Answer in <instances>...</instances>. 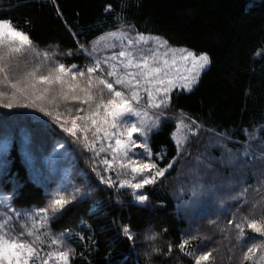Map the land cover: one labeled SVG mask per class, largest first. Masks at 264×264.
Wrapping results in <instances>:
<instances>
[{"label":"trees","instance_id":"1","mask_svg":"<svg viewBox=\"0 0 264 264\" xmlns=\"http://www.w3.org/2000/svg\"><path fill=\"white\" fill-rule=\"evenodd\" d=\"M0 18H10L27 30L36 49L49 53L46 60L29 56V63L25 62L28 66L24 65L39 63L44 71L55 62L86 70L89 58L79 51V46H90L99 37L117 31V27L125 29L126 25L143 35L167 39L172 46L209 55L211 64L192 90L172 93L166 111L169 117L150 133L153 159L160 167L169 162L174 165L156 185L146 186L152 208L138 207L131 189H110L100 184L91 172L93 153L73 143V138L47 117L29 109H18L16 114L0 109V122L10 123L16 135L9 157V176L0 178V197L9 198L0 205V216L5 206L11 209L9 214L14 219L16 212L30 214L45 206L48 195L43 185L47 184L50 192L71 171L72 182L77 185L91 177L93 191L68 214L48 224L52 233L75 249L70 264H112L116 259H122L123 264H190L189 258L175 247L182 236L188 235L189 227L188 219L178 210L176 189L182 163H174L178 157L173 161L175 117L182 114L205 133L226 137L234 149L245 144V130H255L264 140V132L260 131L264 129V0H0ZM69 51L72 55L67 54ZM17 62L21 64L22 57ZM67 107L74 111L76 102ZM61 110H65L63 104ZM21 133L32 134L37 167L44 163L53 143H66L62 150L65 155L40 182L31 179L36 169L27 161ZM3 140L0 130V146ZM158 152L163 154L162 159L155 156ZM252 169H247L248 175ZM104 175L122 179L111 171ZM25 220L28 225L32 222L31 216L25 215L14 225L16 231L21 230L19 225ZM124 224H130L136 234L134 248L121 232ZM154 233L158 235L151 239ZM220 241L224 238L217 239ZM169 243L173 244L170 255L153 252V248L166 252ZM193 244L200 247L202 239ZM218 247H224L223 243ZM222 253L225 263L211 264H229V247ZM241 260L242 257L236 264Z\"/></svg>","mask_w":264,"mask_h":264},{"label":"snow or ice","instance_id":"2","mask_svg":"<svg viewBox=\"0 0 264 264\" xmlns=\"http://www.w3.org/2000/svg\"><path fill=\"white\" fill-rule=\"evenodd\" d=\"M110 8L111 5L106 11ZM126 27L133 28L131 25ZM117 32L118 35H111L119 43L113 42L110 47L119 48V51H113L103 59L95 55V48L89 50L85 45L79 46V51L89 58L86 70L78 68L75 64L66 66L64 63L55 62L46 71H41L40 66L36 65L31 70L17 74L13 62L18 58L27 59L30 54L34 58L42 56L46 60L49 53L37 50L30 33L19 28L13 20L0 18V109L12 114H16L18 109H29L47 117L72 137L73 143L80 144L82 148L93 153L91 172L100 184L110 189H132V199L136 205L148 209L152 208V201L146 186L156 185L158 179L165 177L166 172L174 166L169 162L165 167H160L153 159L154 154L148 143L150 133L160 127L161 118L170 106L169 94L177 87V82H180L179 87L182 90L190 92L192 86L198 82L200 71L206 69L211 60L205 52L197 53L185 47H172L167 39L161 37L144 39L143 33L135 32L133 35L131 31L119 27ZM125 40L127 44L124 43ZM152 43H155V48L151 47ZM67 54L72 55V52ZM178 62L185 65L183 73L180 72ZM174 72L179 74L174 75ZM105 92L107 99L103 95ZM141 93L147 96V108L155 110L154 119L147 125V112L140 106ZM72 102H78L74 111L67 107ZM61 104L65 106L64 111L61 110ZM187 127L190 135L198 134L195 129L199 125L195 121ZM0 130L4 136L0 146V178H3L9 176V157L16 135L10 123L0 122ZM260 131L264 132V129ZM245 134L247 147L243 153L235 154V159L230 160V164L250 157L252 142L258 138L255 130H245ZM20 139L27 161L36 169L31 176L35 182H40L46 171L55 168L60 158L65 155L62 150L66 148V143L57 141L52 144L51 152L43 158L44 163L37 167L31 147L32 134L21 133ZM105 141H108L106 146ZM259 143L264 150V140ZM186 149L187 144L181 145L176 141V156L173 161ZM109 151L112 154L110 159L106 155ZM227 151L229 157L234 155L230 149ZM102 154L105 155L96 163V158ZM155 156L163 158L160 152L155 153ZM197 162L202 163L199 157ZM128 170L133 174L131 180L113 179L112 176L104 175L105 172L111 171L116 177H120ZM43 186L48 195L47 203L34 212H16L14 219L13 215L9 214L11 209L5 206V213L0 216V264H50V261H55V264H69L75 254V249L66 245L55 233H40L35 225L39 224L43 228L53 219L68 214L80 201L90 196L93 191L91 177H86L83 183L77 185L65 176L50 192L47 191V184ZM248 191L249 188H242L238 193H230L227 199L238 201L242 207L247 206ZM208 194L202 188L198 190L193 186V199ZM8 199L7 196L0 197V205H4ZM261 200H264V197H261ZM256 207L257 203L251 204V210ZM25 215L31 216L32 227H29L28 221L25 220V223L19 225L21 230L16 231L14 225ZM235 216L233 213L234 218L229 219L227 224L236 230L237 241H253L242 254L241 264H246L253 259L257 249L264 246V214L259 217L244 216L240 222L236 221ZM210 223L214 224L215 221ZM121 232L134 248L136 234L131 225H122ZM41 235L44 239H41ZM157 235L154 233L151 239H155ZM257 237L261 238L259 243L255 242ZM199 239L201 237L198 234L182 236L175 247L189 258L190 264H211L214 259L213 251L202 250L193 244ZM45 240L50 241L51 245L59 246V249L47 251L41 256L42 249L37 245H43ZM172 251V243L168 244L166 252L153 248V252L164 256L170 255ZM261 260L264 261V257H261ZM112 264H123V260L116 259Z\"/></svg>","mask_w":264,"mask_h":264},{"label":"rangeland","instance_id":"3","mask_svg":"<svg viewBox=\"0 0 264 264\" xmlns=\"http://www.w3.org/2000/svg\"><path fill=\"white\" fill-rule=\"evenodd\" d=\"M124 30L131 31L132 34L135 35V31L132 29L125 28ZM112 33H117L118 35L117 31L109 32L96 39L90 46H87L88 49L91 50L95 48V55L101 59L111 55L113 51H119V48L112 49L110 47L113 42L119 43V41H116L111 35ZM150 37L155 38L159 36L144 35V39H149ZM124 43L127 44V41L125 40ZM155 46V43L151 44V47L155 48ZM29 56L31 55L29 54ZM22 61L23 64L17 61L13 62L17 74L25 70H31L32 67L36 66L33 64L32 67H25L28 66L26 63H29V61L24 57H22ZM38 65L42 68V65L39 63ZM102 66L107 67L106 65ZM178 66L180 72L183 73L185 67L184 63L178 62ZM206 69L200 71L199 78ZM40 70L44 71L42 69ZM173 74L178 75L179 73L174 72ZM179 83L180 82H177V87L169 94L170 98L175 90H182L179 87ZM194 86L195 85H193L192 88ZM103 95L105 99L108 98L106 92ZM141 95L142 100L140 106L147 112V117L145 118V124L147 125L154 119L155 110L147 108V96L145 93H141ZM77 105L78 102H76V106ZM168 117L169 115L166 112L161 120ZM175 119L177 129L174 134V140L175 142L179 141L181 145L187 144L186 151H184L181 156H178L174 162L178 164L182 163L176 191L178 192L177 200H179L178 210L188 219L189 227L187 234H198L201 237L202 245L200 248L205 251H213V261L225 263L222 252L223 248L226 249V247H229L231 255L229 260L227 259V262L229 264H231V262L236 264V261L241 259L243 252L247 250V246L253 241L250 239L246 242L237 241L236 230L233 226L228 225L227 221L234 218L233 213L236 214L235 219L237 222H240L244 216L254 215L259 217L264 214V200H261V197H264V184H262V181H264V150H262V145L259 143L262 139L256 135L258 140L252 142V148L250 150L251 155L249 158L239 160L235 164H230L229 161L235 159V154L244 152L247 147L246 144L243 143L240 149H234L231 147L229 139L221 135L207 134L200 126L195 129L198 133L197 135H190L187 126L191 124L192 120L182 114L175 117ZM107 143L108 141L104 142L105 146ZM97 144L99 146V142H97ZM229 149L234 154L232 157L228 155L227 150ZM140 151H142V149ZM104 155L105 154H102L101 157L98 158L102 159ZM106 155L110 159L112 154L109 151ZM197 157L200 158L202 163L197 162ZM98 158H96V163L98 162ZM249 168H253V172L250 175H248L247 172ZM117 169H119L118 165ZM67 177L72 178L71 171H69ZM121 177L122 179L131 180L133 174L128 170L125 174L121 175ZM194 185L198 190L202 188L209 194L198 199H193L192 189ZM242 188H249L246 197L249 204L243 207L240 206L238 201L227 199L230 193H238ZM252 203H257L255 210H251ZM210 221H215V223H210ZM29 227H32V222ZM35 227L40 233L51 232L49 230V225H45L41 228L39 224H36ZM246 231L250 232V230ZM252 235L255 236L256 234ZM204 237L208 239H204ZM221 237L224 238V241L217 242V239H221ZM41 239H44L43 235H41ZM260 239L261 238L257 237L255 242L259 243ZM221 243H223L224 247H218ZM37 246L42 249L40 252L41 256H44L47 251H56L59 249V246L51 245L48 240H45L43 245L38 244ZM261 257H264V246L257 249L251 261L256 264L257 262H259V264H264ZM50 264H55V261H50Z\"/></svg>","mask_w":264,"mask_h":264}]
</instances>
